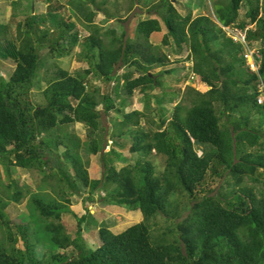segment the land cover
<instances>
[{
	"label": "trees",
	"instance_id": "obj_1",
	"mask_svg": "<svg viewBox=\"0 0 264 264\" xmlns=\"http://www.w3.org/2000/svg\"><path fill=\"white\" fill-rule=\"evenodd\" d=\"M36 1L47 4V11L28 16L14 40L8 26L0 25V59L15 64L8 78L0 74V167L10 176L15 169L37 171L44 186L33 194L12 181L1 193L5 240L0 242V264H264V152L254 151L261 146L264 151V104L257 102V85L264 83V0H211L219 25L210 16L194 18L202 0L182 5L184 13L176 6L181 0H164L153 7L161 9L159 17L139 21L131 36L111 31L106 43L95 28L79 54L89 68L72 74L55 66L54 77L39 95L42 103L32 94L39 68L49 61L41 51L63 58L80 41L63 10L71 7L79 19L77 13L88 9L82 15L88 27L98 13L108 20L115 17L102 9L106 0H66L67 5ZM243 6L248 11L239 21ZM221 25L244 31L249 48L261 43L258 72L246 64L244 45L228 37ZM163 29V45L171 38L179 51L183 45L189 51L186 61L192 69L179 81L194 75L200 84L187 87L180 102V91L171 88L151 94L162 86L161 76L172 75L185 63L179 60L168 70V55L151 43ZM156 68L162 69L160 74L154 73ZM121 69L126 72L120 79ZM91 76L105 85L101 99L91 87ZM137 91L147 108L128 112L127 97ZM165 102L174 104L171 113L163 109ZM152 103L157 119L151 118ZM101 105L103 113L97 109ZM113 113L118 116L112 145L125 148L122 140L132 139L129 152L143 155L134 165L118 167L125 157L104 146V130L99 135L103 115L111 118ZM143 119L151 126L148 131L140 127ZM77 123L88 127V141L82 143L69 131ZM82 151L102 154L99 179L92 178ZM152 153L166 158L162 173L149 160ZM220 181L228 191L213 195L211 182ZM49 187L58 188V198L43 192ZM74 195L83 198L82 217L70 210ZM26 196L29 220H11L7 208ZM97 199L120 211L139 210L143 221L116 234L102 223V213L90 214L89 204ZM182 210L190 213L183 218ZM66 214L72 226L63 221ZM159 217L174 227L154 232ZM176 219L180 222L175 227ZM86 228L98 234L99 245L85 236ZM20 241L23 249L17 247ZM38 245L47 249L41 257Z\"/></svg>",
	"mask_w": 264,
	"mask_h": 264
},
{
	"label": "rangeland",
	"instance_id": "obj_2",
	"mask_svg": "<svg viewBox=\"0 0 264 264\" xmlns=\"http://www.w3.org/2000/svg\"><path fill=\"white\" fill-rule=\"evenodd\" d=\"M97 3H101L103 0H96ZM164 0H106V3L104 6H101L102 9L108 13L109 15L114 16L115 18L108 20V15H105L103 13H98V15L94 19V23L88 27V25L84 22L85 16L87 15L88 9L85 8V10H81L80 13H77L79 19L75 17V13L73 12V9L71 7H66L64 11V14L67 18H71L73 23L75 24V31L79 34V44L74 48L73 52L69 54L68 56H65L63 58H57L54 56V58L50 57V54L46 50H42L41 54L47 59L48 62L45 65H42L38 70V81L34 82V87L32 86V94H34L35 99L38 103H42V99H40V93L46 88L47 81L50 78V76L54 77V70L55 66H60L62 69L69 71L72 74L85 71L89 68V64L86 63L84 58L80 59L79 54L84 50V44L86 42V36H90L94 33L95 28L99 29V35L102 36V39L107 43L108 41H111V36L109 32L115 31L118 36L122 35L124 32L129 34L131 36L134 32V29L136 30V25L139 21L147 20L150 18H158L157 13L161 12V9H153L155 5L160 4ZM191 0H181L179 3L176 4L178 11L181 13H184V9L182 5H185L186 3H189ZM201 0H192L193 3H197ZM64 5H67L66 0H59ZM176 2V1H175ZM173 1V3H175ZM138 3V4H137ZM15 5V6H14ZM89 9H92V6L89 4ZM194 11L193 15L194 18L198 16H210L211 19L216 22L217 25H219L217 21V16L214 13V8L212 6L211 0H202L201 3L197 4V8ZM47 11V4L40 3L36 0H0V25H7L8 26V34L11 37L12 40H14L18 34L17 27L19 24L23 25L25 19L30 15H41L44 14ZM248 9L243 6L242 11L240 12L239 21L244 19ZM231 29V28H230ZM252 29V28H250ZM73 30V33H75ZM85 35V36H84ZM166 35V31L163 29L161 33H157L151 37V43L154 45H159L162 48V51L165 52L168 55V59L171 63V65L168 67L169 69L174 68L175 69V63L179 60L185 61L184 65L179 69V71L173 72L172 75L168 76H161V82L162 86L156 88L155 90L151 91L152 95H159L161 93L169 92L168 89H173L180 91V96L177 99V102H180L181 97L184 95L186 88L189 86H193L196 88H200L197 85V78L194 75L189 76L187 80L184 82V80L179 81L180 79H184L189 72H191L190 69H192V63H187L186 58L189 55V51L186 50V46L183 45L181 51H179L176 47V43L173 39H169V45L165 46L162 44L163 38ZM228 37H230L229 34H227ZM256 49V51H259L261 48V43H256L253 47ZM252 48V50H253ZM245 58V57H244ZM246 60V59H245ZM251 62V59H249ZM261 64V63H260ZM178 66V65H177ZM15 69V64L12 63V61L9 60H2L0 59V74L6 76L8 78V74L12 72ZM162 69L156 68L154 69V73L160 74ZM126 72V70L121 69L118 72V77L121 79V76ZM91 80V87L93 90L98 91V99H101V97L106 93L105 85L100 81L98 78H90ZM120 83L122 84V81L120 80ZM115 82L110 84L108 86V90L110 95H113V86ZM201 88L204 90V88L201 86ZM205 90H210V88L206 87ZM170 97V96H169ZM167 97V98H169ZM143 94L139 91L135 92L134 95L130 98L127 97V104L128 105V112L131 111H144V109L147 108L145 105V102L143 101ZM154 103V101H153ZM152 103V110L154 112L151 113V118L157 119V115L155 110L156 105ZM174 108V104L170 102H165L163 105V109L167 111V113H171L172 109ZM101 113H103V105L99 106L97 108ZM113 117L109 118L106 115H103V118L101 120V131L104 130V139L105 143L104 146H107L108 149L118 151V153L125 158L120 160L121 162L117 163V166L122 168L129 163L134 165L139 159H142L143 155L140 154H132L129 152V148L132 145V139L129 137H126L125 140H122V142L126 143V147L119 148L115 144L112 145V138L111 135L114 131L113 122L116 120V117L118 116L116 113L112 114ZM169 116V115H168ZM264 120V113L260 116ZM258 123L256 122L255 125ZM254 126V124H253ZM140 127L146 131H148L151 126L146 123V119L141 120ZM264 129V128H263ZM69 131L71 133H74L81 139L82 143L88 141V127H86L83 124H75L69 127ZM262 145L264 146V138L261 139ZM260 142V143H261ZM262 147V146H261ZM261 147H255L254 151H262ZM64 149L60 148V152H62ZM198 155L200 156L202 154V151L199 148H196ZM102 154H98L97 156L88 155L85 153V151L81 152V157L83 158L84 162H88L90 165V174L92 178L99 179L101 177V174L103 172V162L101 160ZM149 160L153 163V165L156 168V172L162 173L165 170L166 166V158L161 155H156L155 153H152V156L149 158ZM0 196L3 192L5 186L11 184L12 181H16V187L17 189H21L23 191H30V193L36 194L42 190V186H44L43 181V175L40 174L37 171H34L32 173H29L26 170H19L15 169L14 171L11 170V176L8 175L6 170H4V167H0ZM250 186L254 185L253 183H248ZM211 189L213 190V195L217 191L225 192L228 191V187L225 182H211ZM13 193V191H10ZM43 192L46 194L52 195L55 198H58V188L49 187L47 190L44 188ZM81 192L85 193V190L82 189ZM26 193V192H25ZM100 193V191L98 192ZM103 193H100L99 195H102ZM56 195V196H55ZM87 195L84 194L83 197H86ZM98 196V195H97ZM71 200L73 202V205L71 207V211L79 217H82L85 215L84 205H83V198H79L77 195H74L71 197ZM99 202V199H97L94 203L89 204L90 206V214L94 217L98 216L99 213H102L104 218L102 223H105L108 228H110L114 233H122L128 228H130L133 225H137L143 221L142 213L138 210L136 212H130V211H120L117 208H112L111 206L108 207L106 205H102ZM28 204H29V197H25L19 204L11 203L10 206L7 208L8 216L11 220L17 219L20 217L24 220H29V212H28ZM182 217L185 218L188 213H190L189 210H182ZM163 217L157 218L155 220V224L152 225V229L154 232H158L161 230L164 231L165 228L170 227L173 228L174 224L172 221H167L162 219ZM63 221L65 224H73L72 219L69 215H64ZM176 225L178 224L179 219H176ZM101 222V221H100ZM99 222V223H100ZM68 224V225H69ZM72 226V225H69ZM85 236L90 240L94 241L95 245H99V239L98 234L95 231H90L87 228L84 229ZM177 234V232L175 231ZM5 240V234L0 228V242ZM18 248L23 249V242L20 241L17 244ZM47 249L43 247L42 245H38L36 248V252L38 253V256L41 257Z\"/></svg>",
	"mask_w": 264,
	"mask_h": 264
},
{
	"label": "built area",
	"instance_id": "obj_3",
	"mask_svg": "<svg viewBox=\"0 0 264 264\" xmlns=\"http://www.w3.org/2000/svg\"><path fill=\"white\" fill-rule=\"evenodd\" d=\"M226 32L230 35V38H232L235 42L241 43L245 47L244 57L246 59V62L250 69L254 72H258L260 68V58L261 55L259 51H256V49L249 48L246 44V34L245 32L236 29V28H226ZM251 59V62L249 61ZM257 92H258V103L264 104V83L261 82L257 85Z\"/></svg>",
	"mask_w": 264,
	"mask_h": 264
},
{
	"label": "clouds",
	"instance_id": "obj_4",
	"mask_svg": "<svg viewBox=\"0 0 264 264\" xmlns=\"http://www.w3.org/2000/svg\"><path fill=\"white\" fill-rule=\"evenodd\" d=\"M221 27L225 30L226 28H233V27H224V26H222L221 25ZM225 32H226V30H225ZM227 33V32H226ZM228 34V33H227ZM245 59V58H244ZM246 61V60H245ZM246 64H247V62H246ZM248 65V64H247ZM258 93V92H257ZM257 102H258V96H257ZM259 104V103H258ZM260 105H263V104H260Z\"/></svg>",
	"mask_w": 264,
	"mask_h": 264
},
{
	"label": "bare ground",
	"instance_id": "obj_5",
	"mask_svg": "<svg viewBox=\"0 0 264 264\" xmlns=\"http://www.w3.org/2000/svg\"><path fill=\"white\" fill-rule=\"evenodd\" d=\"M244 32V31H243ZM260 79V78H259ZM263 82V81H262Z\"/></svg>",
	"mask_w": 264,
	"mask_h": 264
}]
</instances>
